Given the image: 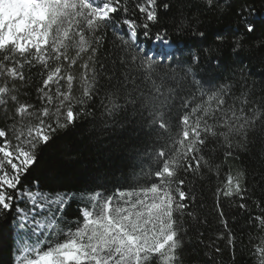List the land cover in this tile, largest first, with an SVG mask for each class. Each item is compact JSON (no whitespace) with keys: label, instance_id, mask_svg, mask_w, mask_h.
I'll return each instance as SVG.
<instances>
[{"label":"snow or ice","instance_id":"1","mask_svg":"<svg viewBox=\"0 0 264 264\" xmlns=\"http://www.w3.org/2000/svg\"><path fill=\"white\" fill-rule=\"evenodd\" d=\"M0 228L7 264H264V0H0Z\"/></svg>","mask_w":264,"mask_h":264},{"label":"trees","instance_id":"2","mask_svg":"<svg viewBox=\"0 0 264 264\" xmlns=\"http://www.w3.org/2000/svg\"><path fill=\"white\" fill-rule=\"evenodd\" d=\"M186 39V37L181 38V47L184 46V40ZM78 150L81 154L77 161L64 162L59 157V145L49 149L48 152L43 155V158L39 160V168H37L35 175L43 177L55 169L64 179L73 182H79L85 179L84 174L88 172L90 168L95 166V161L100 157L101 149L98 148L96 143H89L86 138H84V143ZM11 242V237L7 228H0V260H2L4 264H7L9 259ZM243 260L244 258L238 257L237 264H242Z\"/></svg>","mask_w":264,"mask_h":264}]
</instances>
